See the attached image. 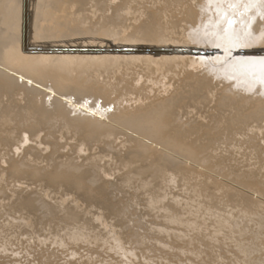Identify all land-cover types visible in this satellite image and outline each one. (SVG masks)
I'll list each match as a JSON object with an SVG mask.
<instances>
[{
  "label": "bare ground",
  "instance_id": "1",
  "mask_svg": "<svg viewBox=\"0 0 264 264\" xmlns=\"http://www.w3.org/2000/svg\"><path fill=\"white\" fill-rule=\"evenodd\" d=\"M221 2L0 0V264L264 260V89L188 58Z\"/></svg>",
  "mask_w": 264,
  "mask_h": 264
},
{
  "label": "snow or ice",
  "instance_id": "2",
  "mask_svg": "<svg viewBox=\"0 0 264 264\" xmlns=\"http://www.w3.org/2000/svg\"><path fill=\"white\" fill-rule=\"evenodd\" d=\"M215 8L216 22L189 33V39L222 48L224 55L201 56L193 59V65L197 60L202 66L223 64L224 78L235 79L237 86L243 80L247 85L245 91L251 92L257 83L264 89V56L232 55L234 49L264 45V28L256 35L252 27L257 16L264 20V0H222ZM260 264H264V260Z\"/></svg>",
  "mask_w": 264,
  "mask_h": 264
},
{
  "label": "water",
  "instance_id": "3",
  "mask_svg": "<svg viewBox=\"0 0 264 264\" xmlns=\"http://www.w3.org/2000/svg\"><path fill=\"white\" fill-rule=\"evenodd\" d=\"M26 12H27V11H26ZM193 57H194V59H195V58H198V55L190 54V56H189L188 58H193ZM28 145H30V142L27 141V137H26V135H23V136H22L21 146H16V148H15V152H16V153H19L20 148L25 147V146H28ZM16 186H17V187H22L21 184H16ZM64 199L68 200L67 197H64ZM105 230L108 231V229H105Z\"/></svg>",
  "mask_w": 264,
  "mask_h": 264
},
{
  "label": "rangeland",
  "instance_id": "4",
  "mask_svg": "<svg viewBox=\"0 0 264 264\" xmlns=\"http://www.w3.org/2000/svg\"><path fill=\"white\" fill-rule=\"evenodd\" d=\"M131 148H133V149H131ZM131 148H130V150H132V151H134L135 149H139L138 147L136 148L135 146H134V147H131ZM127 151H128V150H127ZM129 152H130V151H129ZM129 152H128V153H129ZM125 153H127V152H125ZM128 153H127V154H124L123 157H126V156L128 155ZM180 153H181V154H184V155L186 156V152H185V151H180L179 154H180ZM161 154L164 155V156L161 155V157H163V158L166 157V159L173 160V159L176 158L174 161H177V162H178L181 158H183V157H176V156L171 157L172 155L169 156L168 154H163V153H161ZM181 154H180L179 156H184V155H181ZM165 155H166V156H165ZM185 156H184V157H185ZM170 157H171V158H170ZM186 157H188V156H186ZM183 159H185V158H183ZM253 237H255V236H253ZM253 237H252V239H254ZM255 239H257V238H255ZM255 239H254V240H255Z\"/></svg>",
  "mask_w": 264,
  "mask_h": 264
}]
</instances>
